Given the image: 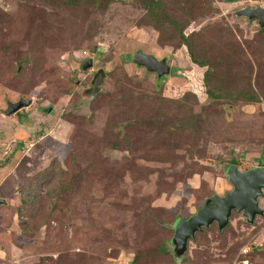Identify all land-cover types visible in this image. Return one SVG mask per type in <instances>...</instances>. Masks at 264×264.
Here are the masks:
<instances>
[{"label": "rangeland", "instance_id": "374dc122", "mask_svg": "<svg viewBox=\"0 0 264 264\" xmlns=\"http://www.w3.org/2000/svg\"><path fill=\"white\" fill-rule=\"evenodd\" d=\"M159 1L187 21L210 88L264 93V28L235 15L264 0ZM167 20L129 0H0V264H264V213L235 210L172 255L175 220L231 189L232 162L264 166V101L208 97Z\"/></svg>", "mask_w": 264, "mask_h": 264}, {"label": "water", "instance_id": "95a60500", "mask_svg": "<svg viewBox=\"0 0 264 264\" xmlns=\"http://www.w3.org/2000/svg\"><path fill=\"white\" fill-rule=\"evenodd\" d=\"M235 15L247 17L249 20L255 19L256 23L264 28V5L255 4L251 7L245 5L236 10ZM133 62L156 73L157 76L169 72V66L165 59L158 60L153 55L141 51L135 53ZM92 63L91 58L87 59L83 63L82 69L92 66ZM103 76V71H99L95 75L88 90L91 97L101 89ZM29 103L30 100H18L10 103L6 112H14ZM226 175L231 184L230 190L223 195L209 196L193 214L186 218H178L173 224V236L169 240V245L172 255L177 261H181L188 249V242L195 238L196 232L204 227H209L214 222L218 229L222 230L228 224L233 210L240 212L248 223H253L257 215L264 213L259 207L258 201L264 193V166L241 170L237 165H231L227 169Z\"/></svg>", "mask_w": 264, "mask_h": 264}, {"label": "trees", "instance_id": "16d2710c", "mask_svg": "<svg viewBox=\"0 0 264 264\" xmlns=\"http://www.w3.org/2000/svg\"><path fill=\"white\" fill-rule=\"evenodd\" d=\"M129 1L131 3H139L140 6H142L146 10L147 16L154 22V24L161 25L164 20H167L159 12V10L161 9V3L159 0H129ZM168 22L173 26L174 31L179 35L182 45H184L186 47V49L188 50L189 60L193 64H196V65L201 66V67H206V70L203 73V83H204V87L206 88V94L208 97L219 98V99L227 98L231 101H243V102H248V103H259V102L264 101V93L256 94L254 92L248 91V92H239V93H233V94H221L218 90L215 91L212 88H210L208 85V78L210 75V64L207 62V60L198 58L196 56V52L193 51V47L191 44V42H192L191 38L187 34L188 33L187 21L180 22V21H177L174 19H169ZM127 60L128 59H125V61H127ZM131 60L133 62V59H131ZM169 70H170V68H169ZM162 76H164V75H162ZM162 76H157V77L161 78ZM189 121H192V120L189 119ZM236 164L237 163L232 162L228 167H230L231 165H236ZM165 248H166L165 245L159 246L157 251L159 253H166L167 250Z\"/></svg>", "mask_w": 264, "mask_h": 264}, {"label": "built area", "instance_id": "2783aa9c", "mask_svg": "<svg viewBox=\"0 0 264 264\" xmlns=\"http://www.w3.org/2000/svg\"><path fill=\"white\" fill-rule=\"evenodd\" d=\"M248 261L249 260L246 257H243L238 261V264H248Z\"/></svg>", "mask_w": 264, "mask_h": 264}, {"label": "flooded vegetation", "instance_id": "af4514ba", "mask_svg": "<svg viewBox=\"0 0 264 264\" xmlns=\"http://www.w3.org/2000/svg\"><path fill=\"white\" fill-rule=\"evenodd\" d=\"M252 20H255V19H252ZM256 21V20H255Z\"/></svg>", "mask_w": 264, "mask_h": 264}]
</instances>
